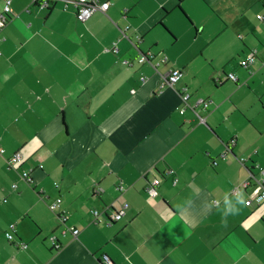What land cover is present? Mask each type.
<instances>
[{
    "label": "crops",
    "instance_id": "crops-1",
    "mask_svg": "<svg viewBox=\"0 0 264 264\" xmlns=\"http://www.w3.org/2000/svg\"><path fill=\"white\" fill-rule=\"evenodd\" d=\"M75 1L11 0L0 29V264H264V209L223 215L260 189L232 193L264 167V0H100L84 21ZM171 68L182 79L159 89Z\"/></svg>",
    "mask_w": 264,
    "mask_h": 264
},
{
    "label": "built area",
    "instance_id": "built-area-1",
    "mask_svg": "<svg viewBox=\"0 0 264 264\" xmlns=\"http://www.w3.org/2000/svg\"><path fill=\"white\" fill-rule=\"evenodd\" d=\"M3 1V8L0 12V29L10 20L11 16H12V7H11V0H2ZM41 8H46L49 7V0H34ZM75 6H76V16L79 20L84 21L88 18H90L95 12H103L106 13L109 6H110V2L109 1H100V0H76L75 1ZM259 19H264V14H260L258 15ZM129 26H126L125 30H128ZM123 34L125 35V33L123 32ZM114 51L116 52L117 46L116 43L114 44L112 49H108L107 51ZM154 57L152 52H147V53H142L140 56L141 61L143 62H150L152 65H154L155 69L157 70V66L160 64V62L157 63H152L151 59ZM257 57V50L256 49H251L244 58L241 59L240 61V65L248 68L256 59ZM163 61H165V59H163ZM183 76V71L181 69L178 68H171L168 72L161 74V78H160V82H159V89H164L165 87H171L173 89H175L176 84L182 79ZM228 78H230L231 80L237 82V76L234 73H228L227 75ZM142 81L146 80V77L142 76L141 77ZM181 97L182 100L184 101V106L182 107V109L180 110L181 112H184L188 107H190L188 100L190 98V93L188 92V89L186 87L183 88V91L181 93ZM199 119L201 120V122L205 123V119H203L201 116H199ZM232 143H234V140L232 141ZM5 153V149L1 146L0 143V154H4ZM226 152H224L225 154ZM25 158L24 155L22 154L21 151H17L15 153H13L10 158L8 159V164L10 167L12 168H16L19 169L21 168L22 164L24 163ZM244 163V159L241 160ZM213 165H216L217 162L213 161L212 162ZM42 165H39V168H42ZM257 169L260 172V176L257 177L254 174H250V177L243 180L242 182H240L239 184L235 185L232 189V193L233 194H239L242 193V191H247L248 189L254 188L256 186H259L260 189L253 195H250L247 199H245L246 201V205L247 206H251L254 202L256 203V205L259 208H263L264 209V167L262 166H257ZM31 171L32 169L30 168L29 170H22L20 172V176L22 179H24L25 181L28 182H32V178H31ZM170 173H173V171H170ZM177 179L174 180V182H176ZM160 180L158 178H155L150 185L146 188V190L148 191V193L151 196H155L157 195V186L159 185ZM17 185L14 184L13 187H16ZM56 186H58V184H56ZM118 189L122 190L123 187L122 186H118ZM103 192V189L101 187H95L94 188V194H100ZM62 199L61 197H58L54 202H52L50 204V209L52 211H55V209H57V207H59L60 203H61ZM125 207L126 205L119 211H112L109 215L108 218L104 217V214H107V211L111 208V207H105L102 210L99 209H93L92 210V214L94 217V222L95 223H101L102 221L107 222V224H111L119 219H121L123 217V215L125 214ZM61 219V221L63 223H65L67 221V215L65 213H60L58 215ZM14 229H15V225H11V228L9 231H7L5 233L6 238L9 242H14L15 239V235H14ZM71 230L72 234L74 237L78 236L79 233V229L75 228V227H70L68 228ZM67 229V230H68ZM66 229L63 230V233H65L67 231ZM50 240L52 242V244L54 245V247L58 250L61 248V243L57 241L56 236L52 235L50 237ZM20 247L22 248H26L27 244L21 242L19 244ZM102 261L104 264H112L111 259L109 258V256L104 255L102 258Z\"/></svg>",
    "mask_w": 264,
    "mask_h": 264
},
{
    "label": "clouds",
    "instance_id": "clouds-1",
    "mask_svg": "<svg viewBox=\"0 0 264 264\" xmlns=\"http://www.w3.org/2000/svg\"><path fill=\"white\" fill-rule=\"evenodd\" d=\"M245 203H246V201L244 200L243 195L242 194L241 195H238L236 197L235 204L232 205L229 208V211L227 213H223L224 218H225L224 219V222L225 223L227 222L226 218H227L228 215H234V214H237L238 213L239 209L236 207L237 204H245Z\"/></svg>",
    "mask_w": 264,
    "mask_h": 264
},
{
    "label": "trees",
    "instance_id": "trees-1",
    "mask_svg": "<svg viewBox=\"0 0 264 264\" xmlns=\"http://www.w3.org/2000/svg\"><path fill=\"white\" fill-rule=\"evenodd\" d=\"M239 64H240V61H239ZM241 66V65H240ZM243 67V66H242Z\"/></svg>",
    "mask_w": 264,
    "mask_h": 264
}]
</instances>
